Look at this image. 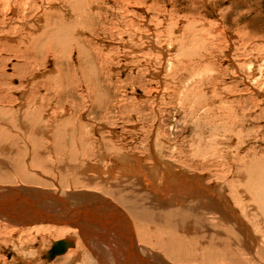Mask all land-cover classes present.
<instances>
[{"label": "rangeland", "instance_id": "1", "mask_svg": "<svg viewBox=\"0 0 264 264\" xmlns=\"http://www.w3.org/2000/svg\"><path fill=\"white\" fill-rule=\"evenodd\" d=\"M15 1L0 0V199L26 193L39 205L48 203L41 195L44 201L105 195L132 222L136 250L147 254V247L161 264H264V0H98L92 10L107 23L92 36L83 24L75 26L73 7L82 5L87 15L92 6L86 1L70 7L65 0H17L13 6ZM189 21H195L193 34L186 32ZM152 34L158 44H148ZM159 46L171 50L168 59ZM68 87L73 94L65 93ZM28 103L36 105L28 110ZM126 156L150 166L157 157L159 183L171 169L224 192L256 241L242 242L245 237L236 234L241 230L227 226L231 245H204L200 232L183 233L174 223L168 228L164 215L162 223L137 216L131 201L139 195L151 213L161 207H152L158 202L151 190L121 173L117 159ZM103 183L113 196L103 194ZM169 192L170 203L172 197L190 200ZM20 201L12 207L15 216L0 217V264H98L84 241H74L68 254L44 258L56 240H70L73 233L56 234L47 222L32 227L37 221L27 220L31 214H24ZM215 215L205 219L211 230ZM73 251L80 256L68 260Z\"/></svg>", "mask_w": 264, "mask_h": 264}, {"label": "bare ground", "instance_id": "2", "mask_svg": "<svg viewBox=\"0 0 264 264\" xmlns=\"http://www.w3.org/2000/svg\"><path fill=\"white\" fill-rule=\"evenodd\" d=\"M53 1V0H52ZM67 0H65V5H67L68 7H70L68 4H70L72 2V4H79L81 0H77V1H69L66 2ZM86 1V5L88 4L90 6H92L89 13L87 15H84L86 12L85 11H80V6L79 9L76 10V5L73 7V11L76 12V14L78 15V19L80 20V22L78 21V19L75 21V23H77L75 26L77 28H79L80 25H82V29L83 30H88L91 33L92 36V32L93 34H97L98 30H104V28H106V23L104 22L105 18L104 15H98L95 13V10H92L96 7V5L98 4V0H83ZM17 0L15 1V4H13V6H15L17 4ZM64 4V3H63ZM54 5V4H53ZM7 6V5H6ZM84 6V7H85ZM98 6V5H97ZM17 7V6H16ZM13 7L12 11L13 14L16 13L15 8ZM72 7V6H71ZM76 7V8H75ZM83 7V8H84ZM17 9V8H16ZM71 9V8H70ZM69 9V10H70ZM96 9V8H95ZM15 10V11H14ZM76 10V11H75ZM91 12V13H90ZM68 13V12H67ZM94 13V14H92ZM53 15V14H52ZM76 16V15H75ZM42 18V17H41ZM72 18V17H71ZM52 19V18H51ZM63 19V18H62ZM57 20V19H56ZM70 20V19H69ZM107 20V19H106ZM67 21V20H66ZM74 21V20H73ZM84 22V23H83ZM195 21H189V23L187 24L186 28V32H189L190 30H192L191 28L195 27ZM54 23V22H53ZM70 23V22H69ZM39 24V23H38ZM198 24V23H196ZM31 26V25H30ZM63 27V26H62ZM180 27V26H179ZM31 28V27H30ZM45 28V27H44ZM175 29V28H174ZM196 29V27H195ZM199 29V28H198ZM34 30V29H33ZM56 30V29H55ZM82 30V31H83ZM194 30V28H193ZM192 30V31H193ZM204 30V29H203ZM75 31V30H74ZM178 31V30H177ZM196 31V30H195ZM26 32V31H25ZM40 32V31H39ZM46 32V30H45ZM65 32V31H64ZM184 31V33H186ZM58 33V32H57ZM61 33V32H60ZM69 33V32H68ZM190 34L192 32H189ZM199 33V32H198ZM44 34V33H43ZM47 34V33H45ZM193 34V33H192ZM58 35V34H57ZM146 35V34H145ZM46 36V35H45ZM50 36H52L50 34ZM206 36V35H205ZM49 37V36H48ZM62 37V36H61ZM84 37V36H83ZM27 38V37H26ZM30 38V37H29ZM38 38V37H37ZM46 38V37H45ZM148 38V44H158V40L155 38V36L149 35L147 36ZM160 38V37H159ZM182 38V37H181ZM188 38V37H187ZM47 39V38H46ZM80 39V38H79ZM87 39V38H86ZM179 39V38H178ZM23 40V39H22ZM195 40V39H194ZM200 40V39H199ZM83 41V40H82ZM88 41V39H87ZM24 42V41H23ZM30 42V41H29ZM125 42V40H124ZM181 42V41H180ZM39 43V42H38ZM46 43V42H45ZM53 43V42H52ZM83 43V42H82ZM85 43V42H84ZM208 43V42H207ZM26 44V43H25ZM179 44V43H177ZM51 45V44H49ZM48 45V46H49ZM90 45V43L88 44V46ZM23 46V45H22ZM45 46V45H44ZM47 46V47H48ZM157 46V45H156ZM168 46V45H167ZM183 46V45H182ZM160 47V46H159ZM44 48V47H43ZM54 48V47H53ZM28 49V48H27ZM40 49V48H39ZM189 48L187 47V50ZM31 51V50H30ZM53 51V50H52ZM99 52V50H97ZM160 51L164 56H166L165 58H167V52L169 51V49L167 47H160ZM171 51V50H170ZM169 51V52H170ZM51 52V51H50ZM231 52V51H230ZM91 53V52H90ZM100 53V52H99ZM161 55V56H162ZM203 55V54H202ZM95 56V55H94ZM100 56V55H99ZM169 56V55H168ZM230 56V54H229ZM228 56V57H229ZM170 58V57H169ZM174 58V57H173ZM176 58V57H175ZM161 59V58H160ZM208 59V58H207ZM106 60V59H105ZM229 60H232L231 57L229 58ZM69 61V60H68ZM99 61V60H98ZM107 61V60H106ZM168 61V60H167ZM175 61V60H174ZM172 61V62H174ZM253 61V60H252ZM176 62V61H175ZM174 62V64H175ZM102 64L104 62H101ZM171 62H169L170 64ZM28 64H26L25 67H28ZM173 64V63H171ZM208 64V63H207ZM176 65V64H175ZM174 65V66H175ZM194 65V64H193ZM169 66V65H168ZM167 66V67H168ZM206 67V66H205ZM171 68V67H170ZM195 68V67H194ZM153 69V68H152ZM173 69V68H172ZM175 69V68H174ZM178 69V68H177ZM176 69V70H177ZM155 70V69H154ZM162 70V69H160ZM180 70V69H179ZM185 70V69H184ZM193 70V69H192ZM145 71V70H144ZM199 71V70H198ZM85 72V71H84ZM170 72V71H169ZM190 72V71H189ZM96 73V72H95ZM196 73V72H195ZM241 73V72H240ZM156 74V73H155ZM160 75V74H159ZM179 75V74H178ZM98 76V75H97ZM263 76V75H262ZM77 77V76H76ZM89 77V76H88ZM57 78V77H56ZM84 78V77H83ZM74 77L71 79L73 80ZM89 79V78H88ZM33 80V79H32ZM77 84L76 86H79V84L81 83V81L77 80ZM36 82V81H35ZM46 82V81H45ZM70 82V80H69ZM105 82V81H104ZM206 82V81H205ZM54 83V82H53ZM79 83V84H78ZM70 84V83H69ZM72 84V82H71ZM34 85V82H32V87ZM59 85V84H58ZM259 85V84H258ZM196 86V85H195ZM69 88V87H68ZM67 88V89H68ZM32 89V88H30ZM66 89V86H65ZM190 89V88H189ZM60 90V89H59ZM74 90V89H73ZM184 90V89H183ZM68 91V92H67ZM157 91V90H156ZM199 91V90H198ZM64 92L63 90L58 91V98H61V96L63 94L60 95V93ZM72 88L69 90H66L65 93H68L69 95L73 94L72 93ZM75 92V91H74ZM189 92V91H188ZM256 92H258L260 95L261 93L256 90ZM64 93V94H65ZM97 93V92H96ZM103 94V93H102ZM189 94V93H188ZM200 94V93H199ZM107 95V94H106ZM105 95V96H106ZM76 96V95H74ZM82 96V95H81ZM264 96V95H262ZM4 97H7V95H5ZM51 98V97H50ZM114 98V97H113ZM31 99V98H30ZM29 99V100H30ZM109 99V98H108ZM213 99V98H212ZM248 100V99H247ZM35 101V100H33ZM42 101V100H41ZM67 101V100H66ZM104 101V100H103ZM218 101V100H217ZM50 102V101H49ZM215 102V101H214ZM213 102V103H214ZM212 103V104H213ZM95 104V103H94ZM108 104V102H107ZM106 104V105H107ZM35 104H29L28 103V110H30V108H33ZM38 105V104H37ZM103 105V104H102ZM101 105V106H102ZM43 107V106H41ZM22 108V107H21ZM20 109V108H19ZM40 109V108H39ZM38 109V112H39ZM33 111L35 112V110L33 109ZM24 112V111H23ZM32 112V111H31ZM42 113V112H40ZM23 114V113H22ZM31 115H33L32 113H30ZM25 115V114H24ZM34 115H39L34 114ZM56 115V114H54ZM63 115V114H62ZM69 116V114H68ZM105 116V115H104ZM44 117V116H43ZM42 117V118H43ZM70 117V116H69ZM8 118V117H7ZM44 119V118H43ZM101 119V118H100ZM45 121V120H44ZM50 121V120H49ZM40 123V121H38ZM61 122V121H60ZM43 123V122H42ZM20 125V124H19ZM25 125V124H24ZM31 125V124H30ZM34 125V124H33ZM36 125V124H35ZM40 125V124H39ZM26 126V125H25ZM24 126V127H25ZM49 126V125H48ZM70 126V125H69ZM40 127V126H39ZM45 127V126H44ZM71 127V126H70ZM82 127V126H81ZM38 127H36L37 129ZM63 128V127H62ZM4 129V128H3ZM48 129V128H47ZM46 129V130H47ZM51 129V128H50ZM72 129V127H71ZM28 130V129H27ZM40 131H44V134L47 133V131H45V129H39ZM68 130V129H67ZM73 130V129H72ZM82 130V129H81ZM83 131V130H82ZM34 132V131H33ZM37 132V131H36ZM35 132V134H36ZM25 133V130H24ZM32 133V132H31ZM55 133V132H54ZM27 134V132H26ZM34 133H32V136ZM42 134V132H41ZM63 134V133H62ZM61 134V136H62ZM28 135V134H27ZM30 135V133H29ZM48 136V134H46ZM45 135V136H46ZM49 135H51V132H49ZM57 135H60L57 134ZM64 135V134H63ZM40 136V135H39ZM43 136V135H42ZM52 136V135H51ZM56 136V134H55ZM54 136V137H55ZM60 136V137H61ZM58 137V138H60ZM73 137V136H72ZM36 138V137H34ZM57 138V139H58ZM63 138V136H62ZM61 139V138H60ZM94 139V138H93ZM37 140V139H36ZM61 141V140H59ZM73 141V140H72ZM47 142V141H46ZM87 142V141H86ZM58 140L56 141V146H57ZM61 143V142H60ZM64 143V142H63ZM74 143V142H72ZM71 143V144H72ZM55 144V141H54ZM62 144V143H61ZM95 144V143H94ZM104 144V142H103ZM60 145V144H59ZM66 145V144H64ZM76 145V144H75ZM89 145V144H88ZM67 146V145H66ZM69 146V145H68ZM67 146V148H68ZM73 146V145H72ZM72 146L70 148H72ZM78 146V145H77ZM98 146V145H97ZM60 150V147H58ZM57 148V149H58ZM73 149V148H72ZM77 149V148H76ZM69 152V151H68ZM108 152V151H107ZM106 152V153H107ZM60 153V151H59ZM65 153V152H64ZM75 153V152H74ZM83 153V152H82ZM70 154H72L70 152ZM152 154L154 155V152H152ZM67 155H69L67 153ZM66 155V156H67ZM80 154L78 153L77 156H79ZM123 156V155H122ZM128 156V155H127ZM119 157L117 160H119V162L117 163L118 166H121V173L126 176L129 177L130 180L132 179V181L134 182L133 184H141L144 186V188H146L147 190H151L152 192V200H156L158 203H153L152 207H161V212L158 213H151L150 209H146L143 202L141 201V196L139 195V197L137 198V200H133L132 198V207L135 210V214H137V216L141 217L144 219H149V220H160L161 223L163 222L164 216H165V221L166 225L170 226L171 223H174L172 225V227H175L174 225H179L182 232L186 233V234H196L200 232V238H198L202 244L206 245L207 241L209 243H216L217 246L219 245H231V243L228 241L226 242V236L229 235L228 231H227V226H230L231 228L234 229V233L236 232L237 229L241 230L242 234H237L238 237H241V235H243L245 237L240 239L242 242L245 241L246 243H250V239H254L256 241V238L252 236L253 231L249 225V223L241 216V214L238 213V211L231 206V204L229 203L228 199H227V195H224V192H219L218 190H215V188L213 189L212 187L210 188V186H206V184H203L201 182V179H196L193 178L192 176H188L185 175L182 172H174L173 170L169 169L164 171V178L162 176L163 181L161 183L158 182V180H156L157 176L161 173H159V171L162 169L160 164L157 163L158 159L157 157L153 156L155 158V164L153 163V166H150L149 164H143V158H135V161L130 160V158L128 157ZM132 156V155H129ZM134 156V155H133ZM132 156V157H133ZM69 157V156H68ZM73 157V155H72ZM149 158V157H148ZM74 158H71V162ZM74 161V160H73ZM69 162V161H68ZM67 162V163H68ZM75 164V161L72 162V164ZM106 163V162H105ZM58 164V163H57ZM71 164V163H69ZM73 164V165H74ZM82 164V163H81ZM92 164V163H91ZM55 165V164H54ZM67 165V164H66ZM93 165V164H92ZM95 165V164H94ZM105 165V164H104ZM156 165H159L156 166ZM86 166V165H85ZM96 167V166H94ZM88 168V166L85 167V169ZM68 169V167H67ZM84 169V168H83ZM90 169V168H88ZM112 169V167H111ZM159 169V170H158ZM79 170V169H78ZM87 170V169H86ZM93 170V169H92ZM91 170V171H92ZM88 171V170H87ZM162 171V172H163ZM82 172V171H81ZM94 172V171H93ZM103 172V171H102ZM100 173V172H99ZM109 173H112L111 170ZM76 174V173H75ZM89 174V173H88ZM120 174V175H122ZM155 174H158L155 176ZM95 175V174H94ZM96 175H98V173H96ZM95 175V176H96ZM122 175V176H123ZM111 176V175H110ZM115 175H113L114 177ZM93 177V176H92ZM124 177V178H126ZM112 178V177H111ZM110 178V179H111ZM117 178V177H115ZM128 178V180H129ZM198 178V177H197ZM201 178V177H200ZM207 178V177H206ZM95 179V178H94ZM103 179V178H102ZM109 180V178H107ZM118 179V178H117ZM121 179V178H120ZM100 180V179H99ZM106 180V179H105ZM115 180V179H114ZM129 180V181H130ZM123 181V180H122ZM105 182V181H104ZM107 182V181H106ZM105 182V183H106ZM117 183V181H116ZM95 184V183H94ZM108 184V182H107ZM119 184V183H118ZM64 185V184H63ZM104 186L99 187L102 189L103 194H111V196L114 195V191H111L110 188L107 189L105 188L106 184L103 183ZM128 185V184H127ZM62 186V185H61ZM109 186V184H108ZM107 186V187H108ZM111 186V185H110ZM113 186V185H112ZM213 186V185H212ZM64 187V186H63ZM222 188V187H221ZM11 189V188H10ZM9 187H5L6 191L10 190ZM19 189V188H18ZM22 189V187H21ZM20 189V190H21ZM24 189V188H23ZM125 189V188H124ZM171 189L176 190L177 192H179V194H181L182 196H184L187 200H189V202L187 203H183L181 200L176 199L175 197H172L171 200L173 201L172 203H170L171 201L169 200L168 196H169V191ZM2 190V191H3ZM13 190V189H12ZM11 190V191H12ZM27 190V189H25ZM32 190V189H31ZM100 190V189H99ZM118 190V189H116ZM158 190V192H157ZM1 191V190H0ZM13 192V191H12ZM19 192V191H18ZM23 191L19 192L22 193ZM46 192V191H45ZM116 192V191H115ZM173 192V191H172ZM60 193V192H59ZM118 193V192H117ZM130 193V192H129ZM128 193V194H129ZM15 194V192H14ZM23 194L26 193H22V194H18L14 197V201H18V200H23L20 201L22 202L20 205L23 206L26 210H24V214H31L27 217V220H29L31 222V220L37 221V224L33 223L31 224L32 227H35L37 225H39L41 227V225L43 223H48L50 225H52L53 229L55 230L56 234H65V233H73L71 235V239H61V240H68L71 243H74V241H84L86 242L87 245L90 246V248L94 249V253H95V257H96V261L98 264H161V260L154 254H152L151 252L148 251L147 247L144 249L147 251V254H140V251H137L135 246H137L135 244L136 239L134 236V226H132V222L130 221L128 215L125 216L120 209L118 208V206L111 202L110 199H106L105 195H96V193H93L92 195H90L91 197H83V198H78L76 197V201L75 200H68V198H64L60 195H56V200L52 201V200H46L44 201L43 196L45 195H41L42 199H40L41 202H48L46 204L44 203H39V205H36V203L34 204V202H32V200H27V198L25 196H23ZM42 194V193H41ZM53 194V193H52ZM69 194V193H68ZM78 194V193H77ZM176 194V193H175ZM178 194V195H179ZM49 195V194H48ZM63 195V194H62ZM66 195V194H65ZM81 195V194H80ZM132 195V194H131ZM177 195V196H178ZM179 195V196H181ZM47 196V195H46ZM64 196V195H63ZM78 196V195H77ZM175 196V195H174ZM5 197V196H3ZM54 197V196H53ZM148 197V195H147ZM115 198V197H114ZM113 198V199H114ZM48 199V198H47ZM50 199V198H49ZM95 199V201H93ZM116 199V198H115ZM118 199L120 200L121 203H123L125 206L126 205V196H122L120 195L118 197ZM117 199V200H118ZM10 200H12V197H7L5 200H3L4 203L9 202ZM43 200V201H42ZM81 200V202H80ZM57 201V202H56ZM151 201V200H150ZM198 201V203H197ZM95 202V203H93ZM119 202V201H118ZM196 202V203H195ZM16 203V202H15ZM192 203V204H190ZM195 203V205L193 204ZM190 204V205H189ZM146 205V204H145ZM178 205V206H177ZM182 205V206H179ZM35 206V207H34ZM42 206V207H41ZM45 206V207H43ZM3 205H0V208H2ZM31 207L34 208H39L36 211V214L34 212V210L32 209V212L29 211V209ZM72 207V208H71ZM47 208H49V210H47ZM17 209H23V208H17ZM41 209H46V211L41 210ZM16 210V209H15ZM31 210V209H30ZM125 210V209H124ZM133 210V211H134ZM45 212V215L43 214ZM131 211V210H130ZM4 212L1 211L0 217L1 215H3ZM70 214L71 217H68V215ZM131 214V213H129ZM183 214H188L190 217V220L187 222H183L181 219L180 215ZM216 214L218 215V222H216V224H213V227L215 230H211V228H208L207 223L205 222V219H208V216H212V215ZM75 217H74V216ZM164 215V216H163ZM208 215V216H207ZM215 215V216H216ZM145 216V217H144ZM74 217V219H73ZM213 217V216H212ZM215 221V220H214ZM212 221V222H214ZM231 223V224H230ZM29 225V226H31ZM164 225V223H163ZM210 225V224H209ZM212 225V224H211ZM152 226V225H151ZM176 226V227H177ZM216 226V227H215ZM171 227V228H172ZM208 228V229H204V228ZM211 227V226H210ZM152 228V227H151ZM24 229V228H23ZM174 229V228H173ZM172 229V231H174ZM171 230V229H170ZM214 234H213V233ZM240 232V231H239ZM51 233V232H50ZM137 235V234H136ZM215 235H217L216 237H214ZM224 236V237H223ZM190 237V236H188ZM137 238V237H136ZM215 238V239H214ZM233 238V237H232ZM235 239V238H234ZM228 240V239H227ZM60 240H56L55 242H59ZM155 241V240H154ZM77 242V244H78ZM99 243V244H98ZM55 243L52 244V246ZM77 244H74V246H68L67 251L65 253H70V250H74L75 247H77ZM208 244V243H207ZM69 245V243H68ZM51 246V247H52ZM141 248V244L138 245ZM180 246V245H179ZM190 246V245H189ZM199 246V245H198ZM208 246V245H207ZM211 246V245H210ZM209 246V247H210ZM51 247L48 251L51 250ZM191 247V246H190ZM212 248V247H211ZM222 248V247H221ZM238 248V247H237ZM192 249V248H191ZM194 249V248H193ZM202 250L205 249V247L203 246L201 248ZM215 249V248H214ZM78 250V249H77ZM206 250V249H205ZM204 250V251H205ZM211 250V249H210ZM223 250V249H222ZM240 250V247L239 249ZM46 251V252H48ZM76 251V250H75ZM204 251L202 252L203 254H200L201 256L204 255ZM221 251V250H220ZM43 252V255L46 253ZM92 252V251H91ZM63 253V254H65ZM85 253V252H84ZM62 254V255H63ZM217 254V253H216ZM215 254V256H216ZM239 254H241L239 252ZM75 255H77L76 252L73 251L72 254L67 255L68 256V260H71L72 257H74ZM220 255V254H219ZM218 255V256H219ZM60 256V255H57ZM57 256H55L53 259H55ZM80 255H77V257ZM221 256V255H220ZM239 256V255H238ZM198 257V255L196 256ZM217 257V256H216ZM215 257V258H216ZM223 257V256H222ZM254 257V256H253ZM181 258H183L181 256ZM193 258V257H192ZM203 258V257H202ZM47 259V258H46ZM51 259V260H53ZM74 260H76L75 258H73ZM195 259V258H194ZM205 259V258H204ZM221 259V258H220ZM49 260V259H47ZM193 260V259H192ZM223 260V258H222ZM225 260V259H224ZM227 260V259H226ZM208 261H210L208 259ZM240 261V260H239ZM70 263V261H68ZM74 262V261H73ZM226 262V261H225ZM238 262V261H237ZM242 262V261H241ZM209 263V262H208ZM164 264V262H163ZM167 264V263H166Z\"/></svg>", "mask_w": 264, "mask_h": 264}, {"label": "water", "instance_id": "3", "mask_svg": "<svg viewBox=\"0 0 264 264\" xmlns=\"http://www.w3.org/2000/svg\"><path fill=\"white\" fill-rule=\"evenodd\" d=\"M6 198L7 197H4L3 199H0V205H3V208L0 211L4 212V214L10 215V217H13V216H15L16 213L13 212V210H15V209H13L12 207L14 206V203L17 202V201H14V197L12 196V200H10L7 203H4L3 200L6 199ZM15 206H17V205H15ZM34 207H31V208L34 210V212L36 214L35 210H38V209H36ZM9 210H11V211H9ZM38 211H40V210H38ZM15 212L18 213L17 210H15ZM43 214L45 215V213H43ZM16 217H19V216H16ZM54 243L55 244L51 247V250L46 252L43 255L44 258H47V259L51 260L55 256L62 255L63 253H65L67 251L68 246H70V245L73 246V244L71 242H69L68 240H60L59 242H54ZM68 243H69V245H68Z\"/></svg>", "mask_w": 264, "mask_h": 264}]
</instances>
